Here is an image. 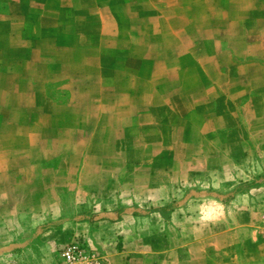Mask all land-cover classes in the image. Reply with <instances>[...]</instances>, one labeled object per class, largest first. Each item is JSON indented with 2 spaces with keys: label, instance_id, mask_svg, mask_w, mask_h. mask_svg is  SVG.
I'll return each mask as SVG.
<instances>
[{
  "label": "rangeland",
  "instance_id": "1",
  "mask_svg": "<svg viewBox=\"0 0 264 264\" xmlns=\"http://www.w3.org/2000/svg\"><path fill=\"white\" fill-rule=\"evenodd\" d=\"M5 4L0 264H65L67 249L223 264L214 245L244 212L264 240V39H246L245 4Z\"/></svg>",
  "mask_w": 264,
  "mask_h": 264
},
{
  "label": "crops",
  "instance_id": "2",
  "mask_svg": "<svg viewBox=\"0 0 264 264\" xmlns=\"http://www.w3.org/2000/svg\"><path fill=\"white\" fill-rule=\"evenodd\" d=\"M225 1L224 17L226 12H229L231 15L240 13L238 9L239 5L245 4L246 14L244 16H246L247 22L246 39H254V37L264 39V0ZM228 1H230L229 4ZM12 6L11 4L0 5V10L7 13L13 12L14 7ZM237 16L239 18L244 17L240 14ZM229 28L233 29L234 34L242 35V29L239 24H231ZM235 37L233 35V39H236ZM10 39H13V36ZM235 222L237 225L227 235L229 241L226 239L224 244L214 245L215 251L223 254L222 256L225 257L223 264H264V240L257 235V231L253 227L252 217L247 212H244L236 216Z\"/></svg>",
  "mask_w": 264,
  "mask_h": 264
},
{
  "label": "built area",
  "instance_id": "3",
  "mask_svg": "<svg viewBox=\"0 0 264 264\" xmlns=\"http://www.w3.org/2000/svg\"><path fill=\"white\" fill-rule=\"evenodd\" d=\"M262 225H264V215H262ZM62 259L65 264H89L87 257H82L73 249H67L62 254Z\"/></svg>",
  "mask_w": 264,
  "mask_h": 264
}]
</instances>
